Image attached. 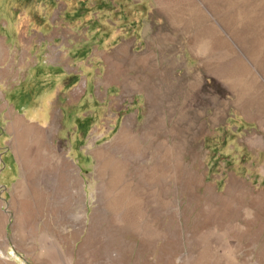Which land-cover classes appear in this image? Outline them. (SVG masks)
I'll list each match as a JSON object with an SVG mask.
<instances>
[{
    "label": "rangeland",
    "instance_id": "obj_1",
    "mask_svg": "<svg viewBox=\"0 0 264 264\" xmlns=\"http://www.w3.org/2000/svg\"><path fill=\"white\" fill-rule=\"evenodd\" d=\"M43 52L72 85L18 113L14 86ZM15 119L71 158V226H55L71 264H264V0H0L1 153H16ZM231 184L258 218L216 216L205 198Z\"/></svg>",
    "mask_w": 264,
    "mask_h": 264
},
{
    "label": "crops",
    "instance_id": "obj_2",
    "mask_svg": "<svg viewBox=\"0 0 264 264\" xmlns=\"http://www.w3.org/2000/svg\"><path fill=\"white\" fill-rule=\"evenodd\" d=\"M42 55L43 57L40 56V59L32 64L34 71L29 76H23L14 86L19 92L16 104L13 103L18 113L28 110L29 92L33 94L32 100L38 101L42 115L48 107L45 95L50 91H63L66 88L69 90L72 85L71 71H66L64 66L47 62L44 52ZM24 81H28L26 86L22 84ZM57 98V110L61 114L60 123L64 126V114L70 110V105H63L65 98L59 95ZM8 125L14 137L18 128L31 126L30 123L25 124L19 119ZM32 128L41 131L47 145L57 149L60 155L57 157L48 153L45 155L46 162L38 163L37 168L32 169L28 159H23L15 152L14 155L5 154L0 150V260L13 264H71L68 240L65 236H57L55 228L58 220L63 225L64 234L67 227L71 226V158L62 152L60 147L47 141L45 126ZM39 155L41 157L42 154ZM75 175L81 183L79 174ZM78 191H81V185ZM79 202L80 200L74 203ZM57 209L62 210L58 219Z\"/></svg>",
    "mask_w": 264,
    "mask_h": 264
},
{
    "label": "bare ground",
    "instance_id": "obj_3",
    "mask_svg": "<svg viewBox=\"0 0 264 264\" xmlns=\"http://www.w3.org/2000/svg\"><path fill=\"white\" fill-rule=\"evenodd\" d=\"M151 100V99H150ZM155 101V99H153ZM153 102V101H152ZM21 124V123H20ZM32 127H23V128H18L16 130V138H17V144H16V148L15 151L16 153L21 156L23 159L29 161V164L32 166V169L37 168V164L38 163H44L46 162L45 160L47 159L45 157V155H48L49 151H47L46 149L43 148V144H44V140L42 141V138L38 135V136H33L32 134ZM37 132V131H36ZM35 134V133H34ZM43 136V135H42ZM44 137V136H43ZM117 139V137H116ZM42 141V142H41ZM118 141L122 148H126L129 149L130 151H133L136 149L137 145H136V141L134 139V136L132 135V131L130 129V127H128L127 125H124V127L121 129L119 136H118ZM117 143V142H116ZM51 152V151H50ZM52 153V152H51ZM57 153V152H56ZM131 153V152H130ZM42 154L41 157H39ZM56 155V154H55ZM34 156V157H33ZM98 157L102 156V153H98L97 155ZM58 157V156H57ZM33 158V159H32ZM103 158V156H102ZM58 160V159H57ZM56 160V161H57ZM98 160V159H97ZM60 161V160H59ZM167 161V160H166ZM27 164V162H26ZM167 164V163H166ZM166 164L163 163L161 170L165 171ZM177 170L178 169V166ZM121 168V166L119 167ZM180 168V167H179ZM175 169V168H174ZM158 170V169H157ZM120 172L119 169L117 168V172ZM115 173V174H116ZM153 173V172H152ZM151 173V174H152ZM163 173V172H162ZM157 174V173H156ZM159 174V173H158ZM161 174V173H160ZM178 174V173H177ZM116 176H118L116 174ZM151 176V175H150ZM176 176V175H175ZM119 177V176H118ZM152 177V176H151ZM162 177V176H161ZM115 178V176H114ZM159 178V177H158ZM151 179V178H150ZM164 178H161V180ZM152 181L153 178L151 179ZM192 180H194L193 178L190 179V182H192ZM157 181V180H156ZM184 182V181H183ZM188 183V182H187ZM183 184V183H182ZM181 184V185H182ZM187 187V186H186ZM76 190V189H75ZM239 188L234 186L233 184L229 185L225 196L223 197H217V195H213V194H208L207 197L205 198V200L208 202L207 204L212 202H218V210H217V215L218 217H220L219 219H222L226 222H232L233 220H235L236 218L240 217L242 212L243 213H247L249 208H253L255 210V216L258 218V214L259 213V204L258 201L251 199V198H247L243 195H241L239 193ZM123 192V191H122ZM160 196V195H159ZM220 196V194H219ZM123 197H118L117 198V205L120 202V200H123ZM204 200V201H205ZM116 201V200H115ZM166 203V202H165ZM165 206V205H164ZM244 206H247L244 208ZM163 207V206H162ZM211 208V207H210ZM215 212V210H213ZM214 212H212L214 214ZM209 214V213H208ZM212 214V215H213ZM134 216L135 215H131ZM207 216V215H206ZM214 216V215H213ZM133 217V218H134ZM206 218V217H205ZM209 219L211 218L208 217ZM217 219V218H216ZM128 220V219H127ZM132 220V219H131ZM126 221V220H125ZM213 221V220H212ZM225 222V223H226ZM125 223V222H124ZM212 223V222H211ZM219 223V222H217ZM137 223L131 222L129 220V222L127 224H124V226L126 228L130 229H135L136 228ZM133 229V230H134ZM155 236H157V233H155L154 231H150L147 230L146 232V240H151L152 238H154ZM150 242V241H149Z\"/></svg>",
    "mask_w": 264,
    "mask_h": 264
}]
</instances>
